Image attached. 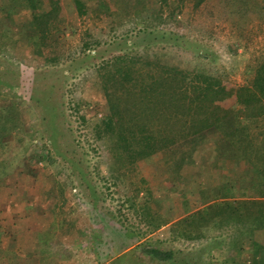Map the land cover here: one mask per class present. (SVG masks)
Segmentation results:
<instances>
[{"label": "rangeland", "instance_id": "rangeland-1", "mask_svg": "<svg viewBox=\"0 0 264 264\" xmlns=\"http://www.w3.org/2000/svg\"><path fill=\"white\" fill-rule=\"evenodd\" d=\"M49 1L37 0V4L47 8ZM85 1L94 10L101 2L112 12L118 10L117 0ZM176 2L170 0V7L177 8ZM128 3L139 11L121 18L103 34L101 30H93L96 38H104V44L98 47L103 55L121 50L150 57L162 53L182 66L202 63L236 84L251 82L264 52V11L257 10L240 20L236 13L223 16L220 11H210L214 5L195 10L193 2L187 1L172 19L168 7L160 9L159 0H128ZM12 6L9 0H0V77L17 86L11 89L0 84V104L8 101L20 104L33 139L23 164L0 180V191L11 193L10 197L16 193L13 199L2 200L4 211L16 214L12 223L16 226H11L10 235L4 240V244L19 252L15 264H112L127 242L126 230L135 233L136 243L160 242L163 247L174 249L179 259L188 264H264V227L258 232L261 242L256 250L253 247L256 237L249 238L244 232L233 230L234 226L203 231L196 227L195 214L205 204L224 197L218 195V190L227 175L249 176L252 172L250 165L232 166L234 158L224 157L218 151L222 139L219 133L209 130L188 138L156 153L151 161L141 160L134 167L125 168L120 176L111 169L113 157L107 143L97 140L95 134V120L102 117L106 107L96 69L100 59L85 56L89 50H80L88 27L93 22V28L101 27L104 20L93 16L90 22H82L66 6L67 22L75 21L77 29L68 30L62 37L68 54L71 51L79 54L53 67L36 54L29 40L28 8L19 3ZM10 8L13 14L7 12ZM6 30L8 38L3 35ZM163 34L180 36L182 43L174 44ZM193 49L206 52L208 58L196 56ZM4 65L13 68L16 74L3 71ZM50 83L55 87L44 94L56 95L61 107L62 149L69 156L82 159L80 167L86 173L85 179L61 157L49 160L38 152L48 132L41 108L30 94L40 96V90L50 87ZM24 86L30 87L28 96L19 92ZM248 124L254 138L260 141L264 135V116L251 119ZM238 183L236 189L248 188L249 199L258 194L250 185L246 186V181L242 186L240 180ZM24 198L25 201L21 200ZM25 202L36 204V209L34 204L27 209ZM251 207L264 210V199ZM237 219L239 214L235 222L242 226L247 221L246 217L243 223ZM180 221L188 231L192 229L186 231L187 235L178 234L176 227ZM251 224H254L252 217L248 220V225ZM114 242L116 245L112 246ZM6 254L9 258L16 256ZM28 255L30 261L24 262L23 257Z\"/></svg>", "mask_w": 264, "mask_h": 264}, {"label": "trees", "instance_id": "trees-1", "mask_svg": "<svg viewBox=\"0 0 264 264\" xmlns=\"http://www.w3.org/2000/svg\"><path fill=\"white\" fill-rule=\"evenodd\" d=\"M159 1L160 9L169 8V18L172 19L177 17L187 1L193 2L195 10L203 5H214L210 11H220L223 16L236 13L240 20L257 10L264 11V0H177V8L170 7V0ZM49 2L45 8L39 6L37 0H9L10 6L19 3L30 11L29 40L47 66L57 67L79 54L75 51L68 54L67 43L62 37L68 30L77 29L75 21L67 22L66 6L82 22H90L93 16L104 20L101 27L93 28L94 22L90 29L88 27L80 50H89L85 56L100 59L96 69L106 98V107L102 117L96 118L94 128L96 139L104 140L108 145L113 157L112 171L122 176L125 168L134 167L141 160L151 161L156 153L188 138L201 136L209 130L219 133L222 139L218 151L224 157L234 158L238 166L250 165L252 173L249 176L227 175L218 190V195L224 197L215 199L210 205L205 204L203 210L195 214L194 218L198 220L196 227L203 231L207 228L231 229L234 226L236 228L233 230L242 231L249 238L255 236L253 247L254 250L258 249L261 240L257 235L264 227V210H253L251 204L261 199L255 196L249 199L248 188L243 186L239 190L235 185L239 184V180L241 186L246 181L247 187L250 185L253 191L260 196L264 195V135L257 141L248 124L251 119L264 116V52L254 69L251 82L246 84L233 83L225 74L213 72L202 63L191 67L182 66L162 53L150 57L121 50L103 55L98 47L104 44V38H96L93 30H101L103 34V31L113 29L121 18L130 17L139 9L130 5L128 0H117L118 10L115 12L110 11L104 2L96 10L85 0ZM7 12L13 14L14 10L10 8ZM100 14L105 16L101 17ZM162 14L159 15L160 19H163ZM3 35L8 38V30ZM163 37L177 45L182 43L180 36L166 37L163 34ZM93 50H96L94 54ZM194 51L196 56L208 58L206 52ZM3 68V71L16 74L11 67L4 65ZM0 84L11 89L17 86L7 80L3 81L1 77ZM49 86L44 91L40 90V96L30 94L29 86L19 88L22 95L30 94L36 100L45 121L48 135L38 152L42 158L49 160L61 157L63 162L85 179L86 173L80 167L82 159H75L62 149L64 131L60 119L61 107L56 95L44 94L48 92L47 89L50 91L55 87L53 83ZM28 132L20 104L16 101L0 104V180L23 164L28 146L33 141ZM237 194L241 199L246 198L242 199L246 203L245 207L240 198H234ZM237 214L240 215V219H237L240 223H243L244 217L247 218L244 226L236 224ZM250 217L254 224L248 225ZM176 228L179 235H187L186 231L192 230L188 231L181 221ZM124 236L127 242L112 264H188L179 259L174 249L165 248L160 242L136 243L135 233L129 230L125 231ZM103 242H106L104 238ZM115 245L116 242L112 244Z\"/></svg>", "mask_w": 264, "mask_h": 264}, {"label": "crops", "instance_id": "crops-1", "mask_svg": "<svg viewBox=\"0 0 264 264\" xmlns=\"http://www.w3.org/2000/svg\"><path fill=\"white\" fill-rule=\"evenodd\" d=\"M235 162L236 161H234V160L231 161L232 166H233V164L237 165V164H235ZM241 165H243V164H241ZM14 194L16 195V193L13 192L12 196H14ZM10 195H11V193H6L5 194L4 192L0 191V253L3 252V254H0V264H15L16 262L14 261V258H18L19 257V254H18L19 252L17 250L10 248V246L8 244H4L5 237H8V235H10L9 230L11 229V226H16V225H12L13 221H15L13 217L16 214L11 213L12 211L10 213L4 211V208H6V206H2V200L3 199H6V200L7 199H13L12 196L10 197ZM234 198H239V196H236ZM255 198H259V200L260 199H264V195L260 196V194H257L255 196ZM21 200L25 201L26 199L24 198V199H21ZM5 204H8V203H5ZM33 204L34 203L25 202V206H26L27 209H29ZM35 205L36 204H34V209H36ZM7 213H8V215L5 217V215ZM20 228H21V226H20ZM27 231H28V229H27ZM33 248H35V246ZM8 252H11V253H13V255H16V256L13 257V258H9L7 256V254H6ZM30 259H31V256L28 255L27 257H23L22 260L24 262H29Z\"/></svg>", "mask_w": 264, "mask_h": 264}]
</instances>
